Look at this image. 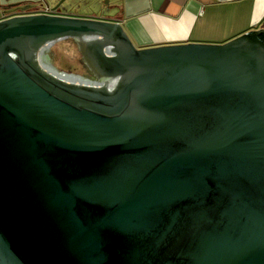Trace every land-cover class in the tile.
<instances>
[{
    "label": "water",
    "instance_id": "95a60500",
    "mask_svg": "<svg viewBox=\"0 0 264 264\" xmlns=\"http://www.w3.org/2000/svg\"><path fill=\"white\" fill-rule=\"evenodd\" d=\"M67 40L95 80L41 67ZM0 264H264V29L140 49L0 19Z\"/></svg>",
    "mask_w": 264,
    "mask_h": 264
},
{
    "label": "crops",
    "instance_id": "0c3cea01",
    "mask_svg": "<svg viewBox=\"0 0 264 264\" xmlns=\"http://www.w3.org/2000/svg\"><path fill=\"white\" fill-rule=\"evenodd\" d=\"M45 0H0V6ZM59 3L60 0H54ZM114 1V0H113ZM107 16H88L122 25L137 48L224 44L264 29V0H116ZM56 15L82 18L78 15Z\"/></svg>",
    "mask_w": 264,
    "mask_h": 264
},
{
    "label": "rangeland",
    "instance_id": "374dc122",
    "mask_svg": "<svg viewBox=\"0 0 264 264\" xmlns=\"http://www.w3.org/2000/svg\"><path fill=\"white\" fill-rule=\"evenodd\" d=\"M62 1V0H60ZM116 0H66L61 5L60 12L88 16H107V11ZM51 7L55 8L58 4L54 0H45ZM50 65L58 72L68 75H75L91 79L87 66L82 59L78 47L73 40H67L54 45L50 51Z\"/></svg>",
    "mask_w": 264,
    "mask_h": 264
},
{
    "label": "flooded vegetation",
    "instance_id": "af4514ba",
    "mask_svg": "<svg viewBox=\"0 0 264 264\" xmlns=\"http://www.w3.org/2000/svg\"><path fill=\"white\" fill-rule=\"evenodd\" d=\"M26 5H30L32 8L25 10V11L22 10L21 8L9 9L7 11L0 10V19L4 20L7 18L15 17V16H25V15L56 14V13L60 14V13H62V12H60L61 7L58 8L57 10H54L57 6L55 8H51L46 2H43V1H39L37 3H27ZM74 44L77 46V44L75 42H74ZM49 61H50V56L48 54V63H49ZM84 63H85V61H84ZM85 65L87 66L86 63H85ZM87 71H88L89 75L91 76L90 78L92 80H95L94 73L88 68V66H87Z\"/></svg>",
    "mask_w": 264,
    "mask_h": 264
},
{
    "label": "bare ground",
    "instance_id": "6f19581e",
    "mask_svg": "<svg viewBox=\"0 0 264 264\" xmlns=\"http://www.w3.org/2000/svg\"><path fill=\"white\" fill-rule=\"evenodd\" d=\"M50 49H45L43 52H41L38 55V61L39 64L41 65V67L45 70H47L48 72H50L51 74L56 75L57 72L56 70L52 69V66L50 65V63H48V54H49ZM63 77V75H62ZM66 82L69 83H74V84H88L89 82L85 81L84 79H80L79 77H69V76H64L63 78Z\"/></svg>",
    "mask_w": 264,
    "mask_h": 264
},
{
    "label": "trees",
    "instance_id": "16d2710c",
    "mask_svg": "<svg viewBox=\"0 0 264 264\" xmlns=\"http://www.w3.org/2000/svg\"><path fill=\"white\" fill-rule=\"evenodd\" d=\"M262 28H264V23L262 24Z\"/></svg>",
    "mask_w": 264,
    "mask_h": 264
}]
</instances>
